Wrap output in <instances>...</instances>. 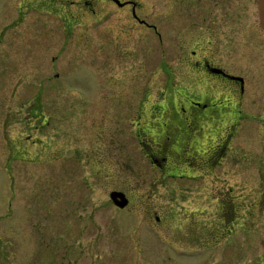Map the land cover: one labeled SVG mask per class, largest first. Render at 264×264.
<instances>
[{"label": "rangeland", "instance_id": "374dc122", "mask_svg": "<svg viewBox=\"0 0 264 264\" xmlns=\"http://www.w3.org/2000/svg\"><path fill=\"white\" fill-rule=\"evenodd\" d=\"M140 1L154 22L161 20L162 0ZM14 4L10 1L7 9L0 1V29L7 22L10 6ZM34 15L31 13L22 29H35L34 38L18 35L15 32L18 28H14L0 44V264H49V236L45 235L48 231L40 229H47L49 225L61 228L66 223L88 225V231L82 238L88 247L82 251L78 247L71 248L72 264H264L263 120L249 119L245 127L242 125L245 138L238 136V140L233 141L239 160L232 164L227 162L230 166L219 164L212 169L210 176L203 175L198 182L174 176L161 178L160 170L152 166L147 152L139 143L141 136L130 124V121H136L133 113L141 114L143 110L148 116L150 109L166 103L165 98H169L167 107L178 103L174 96L177 82L171 83L170 91L164 85V56L156 51L155 40L154 48L136 50L130 58L127 55H106L109 63L118 64L113 72V78L119 85L115 93L120 100L117 110H129L130 115L121 117L126 121L125 132H114L115 142L105 141L101 166L103 188L94 186L89 179L93 190L87 188L88 183L81 182L69 199L66 129L70 120L64 117L69 111L65 95H83L82 88L75 87L77 83L72 81L76 77L75 72L79 74L86 70L87 63L92 61L77 54L74 47L78 45L69 44L64 52L67 56L62 55L61 59L64 66L58 67L57 64L51 69L53 49L63 40L44 33L41 28L45 18L34 23ZM22 37L24 42L19 44ZM20 45L23 50L18 49ZM171 58L173 56L168 57L169 66L175 62ZM56 68L65 75L48 80L46 77L52 78ZM87 68L90 69L89 64ZM69 73L73 75L69 76ZM88 80V92L91 94L90 89L95 88ZM102 92L98 90L94 97L103 95ZM55 94L58 98L53 100ZM78 99L90 109H101V103L98 104L96 99ZM34 111L33 117L26 118L28 112ZM39 113L41 116L37 117ZM117 116L119 114L116 113L115 119ZM79 119L73 118L75 126H78ZM111 120L105 119V135L110 132L107 124ZM26 121L37 125L41 122L40 129L31 133L37 139L35 144L22 142L26 134L22 124ZM202 126L198 134L191 130L188 136V142L198 150V157L205 155L208 142L214 143L215 132L218 136L223 131L215 130V125L209 120ZM220 127H224L223 121ZM82 136H85L84 131ZM114 143L115 147L111 146ZM129 166L134 169L133 175ZM81 168L75 161L73 174L79 180ZM228 168L232 172L227 171ZM117 175L120 187L127 189L129 194H146L141 196L143 205L135 206V214L118 210L110 202L108 193L115 184L112 178ZM168 191L175 193L171 197ZM85 192L92 196L89 200L83 198ZM219 194L225 198L218 199ZM164 214L169 216L166 221L172 226L179 220L187 223L190 219L201 226L216 223L210 231L213 237L208 240L211 241L207 242L201 236L199 242H179L177 235L155 225V216L160 217V223H165ZM136 223H141V226H134ZM146 224L158 231L150 230ZM131 227L140 229L139 241L131 238ZM38 243L41 246L38 247Z\"/></svg>", "mask_w": 264, "mask_h": 264}, {"label": "flooded vegetation", "instance_id": "af4514ba", "mask_svg": "<svg viewBox=\"0 0 264 264\" xmlns=\"http://www.w3.org/2000/svg\"><path fill=\"white\" fill-rule=\"evenodd\" d=\"M0 1L4 2L7 9L10 1L15 2L10 6L11 14L7 16V22L1 26L0 44L14 28H18L15 30L18 35L26 34L29 38H34L35 29L28 27L22 30L25 21L34 13V23L45 18L41 28L44 33L63 40L53 49L55 54L51 57V69L57 67V64L58 67L64 66L61 59L62 55L67 56L64 52L69 44L78 45L74 47L77 54L85 55L89 62L92 61L87 63L90 69L86 67V70H81L79 74L75 72L76 77L72 81L77 83L75 87L82 88L83 95H65L69 111L64 117L70 120L68 128L66 125V153L69 155L66 184L69 199H72V194L81 182L88 183L87 188L93 190L89 179H92L94 186L103 188L101 166L105 156V141L113 142L114 132H125L126 121H122L121 117L130 115L129 110H117L120 100L115 93L119 85L118 80L113 78V72L118 64L109 63L106 55H127L130 58L136 50L147 51L155 47L156 51L164 56L162 71L166 76L164 85L167 91L172 90L169 86L174 81L178 84L174 95L178 101L177 105L173 103L167 107L169 98H165L163 101L166 103L150 109L148 116L146 111L141 110V114L133 113V119L136 121H130L132 128L141 136L139 143L147 152L152 166L160 170L161 178L174 176L187 179L188 182H198L203 175L210 176L212 169L219 164L230 166L227 162L232 164L239 160L234 142L238 140V136L240 139L245 138L246 121L262 119L264 123V28L260 23L258 0H162L161 20L156 22L150 18V12L140 0ZM23 38L19 44L24 42ZM153 40L156 44H153ZM70 48L74 50L73 47ZM18 49L23 50L21 45ZM169 56H173L171 59L175 61V67L169 66ZM94 65L96 68H91ZM63 75L65 72L56 68L52 78H46L59 79ZM71 75L73 74L69 73V76ZM87 79L91 80L95 88L90 89L91 94L88 92L90 85ZM98 90L99 93L103 90L105 95L94 97ZM57 98V94L52 96L53 100ZM78 98L96 99L102 107L100 104L101 109H90ZM116 113L119 114L118 119H115ZM35 114L36 111L28 112L26 118ZM39 116L41 113L37 117ZM73 118H80L78 126H75ZM105 119H112L107 124L110 131L107 135ZM208 120L215 125V130L223 131L218 136L215 132L214 143L208 142L204 150L205 155L198 157V150L188 142V136L191 134L189 132L192 130L198 134L197 132L203 129V123ZM222 121L224 127H220ZM22 125L26 132L22 142L35 144L37 139L31 133L40 129L41 122L37 125L26 121ZM182 129L184 131H181ZM261 130L264 135V127L261 126ZM82 131L85 136H82ZM196 138L199 141V138ZM115 145L114 143L111 146ZM113 156L112 154V159ZM75 161L82 167L80 180L73 174ZM86 167L89 169L86 170ZM129 168L130 174L133 175V167ZM227 171H231V168ZM112 181L115 184L108 193L110 202L118 210L129 214L137 213L134 211L135 206L143 205L141 196L146 194H129L127 189L120 187L119 175L112 178ZM112 192L122 194L124 200H112ZM210 192L207 193L209 196ZM174 193L167 192L171 197ZM82 195L88 200L92 197L87 192ZM219 196L217 195V198L220 200L225 198L223 195ZM119 202H126V205L119 207L116 205ZM167 216H163L164 224L160 223V217L155 216V225L177 235L179 242H199L201 236L205 237L207 242L211 241L208 240L213 237L210 231L213 225L215 228L216 223L201 226L194 219H190L187 223L179 220L180 224L176 222L172 223V226L166 221ZM189 216L190 214L186 215V218ZM221 217L222 221L223 216ZM140 224L136 223L134 226ZM49 226L47 229H40L48 231L45 235L49 236V264H72L71 248L78 247L82 251L88 247L82 239L88 231V225L66 223L61 228ZM149 229L158 231L151 226ZM129 231L131 238H135L133 240H140L139 228L131 227ZM160 241L163 242L161 239Z\"/></svg>", "mask_w": 264, "mask_h": 264}, {"label": "water", "instance_id": "95a60500", "mask_svg": "<svg viewBox=\"0 0 264 264\" xmlns=\"http://www.w3.org/2000/svg\"><path fill=\"white\" fill-rule=\"evenodd\" d=\"M258 8H259L260 23L262 27L264 28V0H258ZM110 197L112 200L117 199V198L124 200V196L122 194L120 195L117 192H112ZM116 205L119 207H124L126 205V202H119V203H116Z\"/></svg>", "mask_w": 264, "mask_h": 264}]
</instances>
